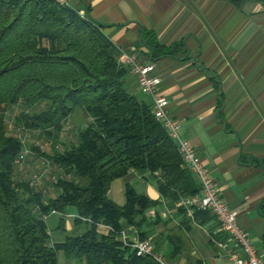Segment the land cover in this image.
Returning <instances> with one entry per match:
<instances>
[{"label":"crops","instance_id":"obj_1","mask_svg":"<svg viewBox=\"0 0 264 264\" xmlns=\"http://www.w3.org/2000/svg\"><path fill=\"white\" fill-rule=\"evenodd\" d=\"M68 7L98 24L118 50L134 52L141 62L155 64L160 79L157 90L167 99L170 116L179 123V137L196 152L222 201L237 212L238 225L250 234L264 258V2L68 0ZM144 34L169 53L153 56ZM125 87L138 100L151 104L129 73ZM46 107L44 101L30 109L21 101L0 106L7 135L20 142V153L25 156L14 167L20 197H35L42 204L61 193L59 180H77L72 168L57 166L49 157L75 143L78 132L89 122L76 107L62 122L55 144L36 128L24 127L19 131L21 137L15 135L19 114L32 115L34 109L42 112ZM156 180L155 174L130 170L111 183L108 199L119 206L125 204L127 185L153 202L133 225L120 222L125 241L151 240L169 264H230L221 247L229 244L228 237L211 214L195 217L196 212L169 204L160 195ZM66 214L78 215L68 207L63 215L43 217L45 223L49 216L59 217L62 232L55 241L48 230L54 244L87 226ZM96 230L100 235L109 234L105 225H97ZM56 259L58 264H85L61 249Z\"/></svg>","mask_w":264,"mask_h":264},{"label":"trees","instance_id":"obj_2","mask_svg":"<svg viewBox=\"0 0 264 264\" xmlns=\"http://www.w3.org/2000/svg\"><path fill=\"white\" fill-rule=\"evenodd\" d=\"M146 35L153 56L169 53ZM118 54L98 24L69 7L53 0H0V106L21 101L30 109L46 102L45 110L21 121L54 144L74 108L89 118L75 143L49 157L57 166L72 168L77 180H59L61 193L46 204L35 197L21 199L14 182L21 145L0 119V264H58L60 249L85 264H157L137 257L116 236L122 220L133 225L153 202L127 185L125 204L119 206L108 199L111 183L130 170L155 174L160 195L174 206L199 192L150 105L125 87L128 71ZM68 207L91 225L54 244L43 217L51 211L63 214ZM195 212V217L210 214ZM97 225L113 232L100 235Z\"/></svg>","mask_w":264,"mask_h":264},{"label":"built area","instance_id":"obj_3","mask_svg":"<svg viewBox=\"0 0 264 264\" xmlns=\"http://www.w3.org/2000/svg\"><path fill=\"white\" fill-rule=\"evenodd\" d=\"M59 5L68 7V0H53ZM264 2V0H262ZM119 64L134 78L139 91L151 98L150 113L166 131L168 137L174 142L185 168L196 180L199 192L195 195L181 198L178 206L188 212L205 211L211 214L219 224L221 231L227 237L229 244H222V249L228 253L230 264H264L263 256L253 246L250 234L243 230L237 223V212L228 208L222 201L218 188L207 169L202 165L196 152L179 137V123L168 112V101L158 93L160 79L155 73L154 63H143L134 52L120 50ZM24 153H20L14 161V166L19 167L24 161ZM50 213H56L51 211ZM60 214V213H59ZM63 215V214H61ZM73 217L80 222L91 225V221L78 215H64ZM109 233L113 232L108 227ZM125 247H128L137 257H148L157 264H169L156 252L151 240L143 239L133 243L125 241L122 231L116 233Z\"/></svg>","mask_w":264,"mask_h":264},{"label":"rangeland","instance_id":"obj_4","mask_svg":"<svg viewBox=\"0 0 264 264\" xmlns=\"http://www.w3.org/2000/svg\"><path fill=\"white\" fill-rule=\"evenodd\" d=\"M19 112V111H18ZM32 112V111H31ZM33 112L35 113V114H37V113H39L40 112V110L39 109H34L33 110ZM20 113V112H19ZM23 115H30V113L29 112H27V113H22V115L21 114H19L18 116V118L15 120V122H14V124H15V135L16 136H18V137H21V135L19 134V131L22 129V128H24V126H23V123H22V121H21V117L23 116ZM19 129V130H18ZM73 140H74V138H73ZM71 141H72V139H71ZM45 142V141H44ZM42 143V146L44 147V149H47L49 146H47V145H45V143ZM73 144V143H72ZM68 146V145H67ZM15 167V166H14ZM69 179H70V177H69ZM35 213H36V215H37V213H38V209L35 207ZM46 223H47V228H48V230H49V232H50V234H51V239L53 240V241H55L56 240V238L61 234V229H58V223H59V217L58 216H55V215H52V216H49L48 218H47V220H46ZM75 234V233H74ZM59 255V254H58Z\"/></svg>","mask_w":264,"mask_h":264}]
</instances>
